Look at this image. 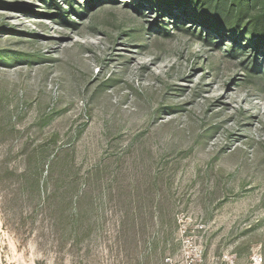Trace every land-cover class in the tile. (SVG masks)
<instances>
[{
    "label": "rangeland",
    "instance_id": "rangeland-1",
    "mask_svg": "<svg viewBox=\"0 0 264 264\" xmlns=\"http://www.w3.org/2000/svg\"><path fill=\"white\" fill-rule=\"evenodd\" d=\"M185 7L0 0V264H264V48Z\"/></svg>",
    "mask_w": 264,
    "mask_h": 264
},
{
    "label": "trees",
    "instance_id": "trees-1",
    "mask_svg": "<svg viewBox=\"0 0 264 264\" xmlns=\"http://www.w3.org/2000/svg\"><path fill=\"white\" fill-rule=\"evenodd\" d=\"M162 0H150L160 5ZM166 5L174 2L185 4V10L204 9L205 14L218 20L219 16L230 20L232 31L245 35L259 48H264V0H164ZM172 2V4H171ZM163 9L166 7L161 6ZM200 20H206V16Z\"/></svg>",
    "mask_w": 264,
    "mask_h": 264
}]
</instances>
